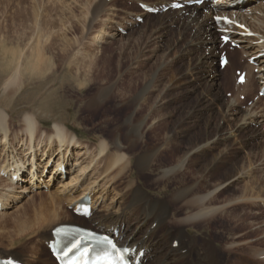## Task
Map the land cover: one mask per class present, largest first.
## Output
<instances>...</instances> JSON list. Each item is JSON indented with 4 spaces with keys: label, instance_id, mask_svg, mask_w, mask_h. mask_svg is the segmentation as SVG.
<instances>
[{
    "label": "rangeland",
    "instance_id": "1",
    "mask_svg": "<svg viewBox=\"0 0 264 264\" xmlns=\"http://www.w3.org/2000/svg\"><path fill=\"white\" fill-rule=\"evenodd\" d=\"M120 1L117 9L104 11L99 16L101 18L98 17L99 21L97 18L94 22L96 24L89 27L92 10L81 9L77 4L85 3V0H0V65L3 64L1 57L5 55L6 48L10 50V48L15 49L19 46L16 51L23 50L28 54L32 48L37 47L39 41L42 42V45L56 44L54 52L52 50L47 51V49L43 51L46 58L64 54L69 57L67 61H63L59 65V68L58 63L54 60L53 69L58 68V70L53 76L48 73L45 78L36 77V79L31 80L27 74V77L24 78L26 82L20 86V89L13 90L12 93L7 94L5 92L7 78L0 80V109L7 111L8 114L7 136L4 131H0V251L7 252L13 248L9 242V235H19L27 239L23 242L24 247L18 249L22 254L24 263L38 258L45 261L47 257H50V252L44 240L37 237L33 232V224L37 218L49 217L50 214L54 215L56 211L62 212L60 217L56 218L57 222L51 224L50 231L61 223L80 225L100 231L90 219H84L80 216H77L78 219L72 217L71 212L75 210L77 204L74 203L77 200L71 203V199L75 197H78L80 202L88 200L92 210L98 214L114 213L120 215L126 211L131 227L135 228L138 220H141L143 216L137 211H132L136 203L133 199L134 186L130 182H133L134 177L138 178V182L145 188V191L154 198H157L159 194L169 198V195L177 188L182 187L183 183L198 187L195 192L201 191L203 182L200 179L202 173L199 171L202 172V170H200L199 164L211 165L214 162L207 176L213 184L218 181L219 170L214 166L216 162L211 156L207 158L198 157L202 151L211 150L210 152L215 154L224 151L223 171L226 172L225 180L227 182H232L235 177L239 178L242 175L233 181L226 191L220 193L214 205L227 204V202L237 200V198L245 201L238 205L228 206L225 212L227 216L217 217L209 225L192 226L197 236L196 249L187 248L191 250V254L193 252L192 256L195 262L201 261L198 253L202 255L203 262H201L203 264H232V262L239 263L242 261H246L248 264H261L256 262L257 260L253 258L252 253L247 248L249 246L256 247L257 243L260 245L258 247L264 248V206L259 204L258 207H249L246 201L251 197L264 200V132L261 131V127L256 126L257 130L261 129L260 132L262 133L259 135L255 134V130H251L237 137L224 138L239 123V120L227 121L224 116L227 110L225 102L233 97L235 77L238 76L237 74L234 75V72L236 69L242 71L246 64L245 61L240 60V49L232 47L231 43L226 44V54L233 61V65L230 68L221 69L220 83L224 87H222V95H220L221 102L214 104L212 113H209L210 110L206 105L199 106V94L208 87L205 89L206 86L202 87L200 82H196L195 86L199 91L194 92L185 83L178 84L174 81L175 84L171 81L173 75L186 74L189 77L187 71L190 61L181 60L179 54L184 48L185 42L188 41L192 29L187 36L181 34L174 27L167 35H164L165 37H161L146 27V18L144 22L140 18L138 20L139 25L137 24L135 30H125L122 33L119 28L125 25L130 26L127 24V18L135 13L141 14L143 6L138 0ZM144 1L151 2V0ZM151 18V21H155L157 15H153ZM111 27L116 29L113 30V33H117L116 36L108 38V43H101L102 45L96 46L97 36H102L104 30L111 31ZM193 32L195 31L193 30ZM45 40L48 42L43 43ZM4 41L7 43L5 44ZM218 41H221V36L218 37ZM229 49H235L236 52L233 53V56ZM208 50L206 56L210 55L211 48L209 47ZM97 55L100 60H104L98 62L94 72L88 74V62ZM218 56L219 54L217 58ZM215 66L217 69L220 67L217 62ZM92 75H96L95 81ZM50 76L51 78H49ZM120 76L122 79L118 78ZM212 76L213 74L210 72L205 76L207 81H210L209 83H212ZM152 79H155L154 90L148 94L146 101L148 103L145 104L142 112L151 117L153 111L158 109L163 120L151 127V121L145 125L148 146L161 145L164 149L162 145L164 138L175 139L174 143L171 144L174 147L171 148L170 146L169 152L164 154L161 163L164 166L171 164L174 160V154H181L186 149L193 150L202 145L208 147L204 146V150L202 149L194 155L198 159L191 161L190 168L188 167L189 169L185 173L183 172L178 177L169 180H158L160 176L158 166L155 165L150 169H139L134 166V160L132 163L130 160L128 169L118 176H115L116 172L119 171L118 167L107 173H102L105 169V162H100V164L98 162L101 159L98 155L100 144L106 143L111 147L113 138L118 134L125 138L128 133V129L126 130L128 127L125 124L126 119L129 114L135 111V107L129 102L130 96L125 97L124 100V97L116 92V88L118 90L122 84L128 86L131 82L137 81L139 82L138 87H142L146 81ZM102 88H105V91L111 89L108 96H102ZM258 91L259 88L254 87L249 95L239 97L243 109L254 107V102L260 97V91ZM150 108L151 111L148 112ZM28 115L37 118V131H35L37 138L36 142L33 143L29 141L30 139L25 133L24 121ZM55 125L64 128V132L73 141L69 150L64 152L66 162L69 160L71 165L67 166V174L60 179L53 177L56 161L60 158L59 155H54L58 152L59 147V144L55 145L57 139L55 140L53 137ZM47 138L49 139L48 142ZM53 142H55V151L52 154L47 152V149L49 150L48 145ZM76 142L77 144H75ZM202 142L203 144H201ZM209 143L212 144L208 145ZM145 146L139 143L129 150L126 149L125 160L120 166H123L131 156H135ZM30 147H33L32 155ZM45 148L47 153L44 152ZM35 150H37L35 161L37 160L38 164L42 163L41 166H35V169L39 168L38 175L41 174L42 179H39L37 175L34 180L30 173L33 166L32 162H34L33 158L36 155ZM110 151L115 152L113 148ZM44 154H46L44 159H47L48 155H54L47 167L43 165L45 162L48 163L49 159L42 161ZM93 159L94 161H92ZM17 160L26 165H23L25 167L22 169L19 178L16 175L13 177V168H11L12 171H3L6 166L14 167ZM83 169L85 171H82ZM12 177L15 178V181ZM20 177L23 179L20 180ZM74 177L80 178L72 185L70 180ZM87 187L89 190L85 194L84 190ZM53 197L64 202L63 208L57 210V206L54 207ZM184 201L171 208L180 218L187 215ZM55 209L56 211H54ZM66 211L71 216L66 214ZM236 214L239 215L238 218H241V214L243 216L241 215L242 218L237 219ZM145 224L147 223L145 222ZM255 225L262 227L260 230H254ZM147 226L149 225L142 227L140 234L149 229ZM175 228L173 226V229ZM23 232L25 234H22ZM202 237L212 240L211 242L220 248L221 253L218 256L212 255L208 244L202 242ZM156 238L161 239V243L154 264H158L162 256L168 252L167 249L171 244L173 250L177 247L176 240L173 244L172 239L167 237L163 230H159ZM259 238H263V240L244 244ZM205 252L206 255H204ZM171 253L170 251L167 253V258L170 257ZM177 256L179 255L177 254ZM14 259L17 260V258ZM228 260L231 263H228Z\"/></svg>",
    "mask_w": 264,
    "mask_h": 264
},
{
    "label": "bare ground",
    "instance_id": "2",
    "mask_svg": "<svg viewBox=\"0 0 264 264\" xmlns=\"http://www.w3.org/2000/svg\"><path fill=\"white\" fill-rule=\"evenodd\" d=\"M138 1L140 2L141 5H143V9H142L143 12H141V14L135 13L131 15L129 18H127L128 19L127 24L130 26L125 25V26H121L120 28L118 27L122 33H124L125 30H135L137 27V24L139 25L138 20L140 18L143 19V22L145 21L144 19L146 18L147 19V21H145L146 27L151 29L152 32L158 34L161 37H165L164 35H167L168 32L171 31L174 27H176L180 31L181 34H185V35L189 34V31L191 29H192V32L193 30L195 31L193 33L190 32L188 41L185 42L184 48L180 51L181 53L179 54L181 55L180 56L181 60L186 59L190 61L189 70L187 71V73L189 74V77H187L186 74L173 75L171 81L173 82L175 81L178 84L185 83L187 84L189 88H191V91H194V92L199 91V89L195 86L196 82H200L202 87L206 86L205 89L208 87V89H206L203 93L199 94V106L206 105V107L210 110L209 113H212L214 104L221 102L220 95H222V87H223L222 86L223 84L221 85L220 83V79L222 77L221 69L220 67H218L217 69L215 66V63L216 62L219 63V58H220L221 53L225 52L227 48H226V45H224L222 40L220 42L218 41V37L221 36L222 34H226V33H223L225 31L230 33L231 41L240 45L239 47L240 52H241L240 60L246 62V64L243 66V69H242V72L246 73V81L244 84H238L237 83L238 76H236L235 86L233 90L234 91L233 97L228 102L224 101L227 105L226 107L227 110H226L224 119H227V121H236V120L238 121L239 120V123L236 124L235 129L234 130L231 129V131L227 134L228 136L225 134L226 136L224 138L230 139L232 137H237L240 134H243L244 132L248 133V131L250 132L251 130H255V134L257 135L264 132V97L257 98V100L254 102L255 104L254 107L248 108V109H243L241 107V102L239 101V97L249 95L254 89V87H258L259 91L264 90V0H206L201 6L185 7L180 10H175L171 8L167 12L164 11V8L172 5V3L176 0H151V2H146L144 0H138ZM185 1L192 2L193 0H185ZM119 3H121L120 0H85V3H77V4L81 9L85 8L88 11L92 10V13H91L92 19L89 25V27H92L93 25L96 24L94 22L99 16H101V13L107 10L117 9L119 6ZM151 10L157 11V14H156L157 18L155 21L150 20L151 16L154 15V14H151L152 12ZM164 14H166L167 16ZM99 18H98V21H99ZM113 30H116V29L114 27H111V31H108V30L102 31V33H104L102 34V36L97 34L98 36L96 35L97 36L96 41L94 40L95 45L100 46L101 43H106L108 38L116 36L117 33H113ZM7 41H4V43L6 44ZM39 42L37 44V47L32 48V51L28 54H26L23 50L16 51L17 47L19 48V46L15 47V49L14 48L13 49L10 48V50H8V48L5 49L6 51L5 55L1 57L3 58V64L0 65V80L3 78L5 80V78H7V81L5 83V88H6L5 92H7V94L14 92L13 90L17 91L18 89H20V86H22L24 82H26L24 78L27 74L29 76V79L31 80L36 79V77L45 78V75L48 73L52 74L51 76H53L55 73H57L56 71L58 70L59 65L63 61L68 60L69 57L65 54L64 55H53L52 53H49V54H52L53 56L52 57L49 56V58L48 57L46 58L44 56L45 53L43 55V51L47 49V51L52 50L54 52L56 44L42 45V42L41 41ZM44 42L47 43L48 40L43 41V43ZM209 47L211 48L210 55L206 56V52L209 51L208 50ZM229 50L232 51L231 52L232 56H233V53L236 52L235 49H229ZM218 54L219 56L217 58ZM54 60L55 62L58 63V68L55 70L53 69L54 68L53 63H55ZM101 60H104V59H101ZM101 60L98 58V55H97L88 62V69H89L88 74H90V72H94V70L97 68V63L100 62ZM232 65H233V61L229 59V62L225 68H228V67L230 68V66ZM237 71L238 69L235 70L234 75L236 74ZM208 72L213 74L212 80H211L212 83H209L210 81L208 82L207 79L205 78ZM51 76L49 78H51ZM95 76L96 75L94 76L92 75L94 81L96 80ZM121 76L118 78H121ZM154 81L155 79L146 81L142 85V87H138L139 82L137 81V82H131L128 86L124 84V86L126 87H124L122 84V86L119 87L118 90L116 88V92H119L121 97H124V100H125V97L130 96L131 99L130 98H127V99H130L129 102L133 104V106L135 107V111L132 112V114H129V116L126 119L125 124L128 127L126 128V130L128 129V133L126 134L125 138H122L119 134L115 138H113L114 140L110 146L115 150V152L110 151V149L112 148L109 147L108 144L106 143L100 144L98 155L101 157V159L98 162L99 164L100 162H105L104 164L105 169L102 173H105V172L107 173L108 171L110 170L112 171L113 169L118 167L119 171L116 172V175H115V176H118V174L128 169L130 160H131V163L134 160L133 161L134 166L139 169L140 168L150 169L155 165L158 166L160 170V176L158 178L159 181L173 179V178L178 177V175H180L181 173L183 172L185 173V171L190 168L189 165L191 161L193 162V160L195 161L196 159H198L194 157V155L197 152L201 151L204 148V146L205 147L207 146V145H202L199 147L197 146V149H193V150L186 149L181 154H174V160L171 164L164 166V164L161 163L162 157L164 156V154L169 152V148L171 144L174 143L175 139L173 138L170 139V137L164 138V141L162 142L164 149L161 147V145L157 146L156 144H155L156 146H148V138L146 134L147 131H145L144 129L145 125L148 124L147 123L148 121L149 122L151 121V124H150V127H151L156 123H160L159 121L163 120L161 119V116L159 115L160 111H158V109L153 111L151 117H148L149 115H147V113L144 114L142 112L144 111L143 108H145V104L148 103V102L146 103L148 99L147 98L148 94L154 90V85H153ZM109 92H111V89H109L108 91H105V88L104 89L102 88L101 90V93H103L102 94L103 97L108 96ZM200 96H202L201 99H200ZM149 111H151V108L148 110V112ZM7 117H8L7 111L1 108L0 109V131H4L6 136L8 132ZM163 118L167 119L165 117ZM36 120H37L36 117L32 115L31 116L28 115L24 121L25 122V133L27 137L30 139L29 141L31 143L36 142V138H37L36 132H35L37 131ZM256 126L261 127L262 130L261 129L260 130L262 132H260V130H257ZM147 128L149 129L148 126ZM54 132H55V135L53 137L55 138V140L57 139V141L56 143L53 142L48 145L49 150L47 149V152L53 154V152L55 151L54 143L55 145L59 144L58 152H56L54 155H57V156L59 155L60 158L56 161V167L53 171V177L54 179H60V178H63L65 174H67V166L71 165L69 160L68 162H66V154L64 152L67 149L69 150L73 141L71 140L72 138L64 132V128L60 127L59 125H55ZM48 141L49 139L47 138V142ZM139 143H142L144 144V146L145 145L146 146L142 148L141 150H139L135 156H131V158H129L128 161L123 166L122 165L120 166V164L125 160L126 149L129 150ZM75 144H77V142ZM201 144H203V142ZM211 144L212 143H209L208 145H211ZM108 147L110 148L109 150H108ZM173 147L174 146L172 145L171 148ZM29 149L32 150V153H31L32 155L33 147H30ZM210 151L211 150L205 152L204 150L202 151V154L200 153L198 154V157L200 158L201 156L202 158H207L211 156V158L216 162V165H214L215 168L217 167V169L219 170L218 171V174H219L218 181L215 184H213L210 182L209 176H207V173H209V170L210 168H212L211 166H213L214 162L211 165L199 164L200 165L199 168L200 170H202V172L201 171L199 172L202 173L200 179L203 182L201 184L202 185L201 187H203L202 188L203 191L201 190V191L195 192V190L198 187H195L193 184L186 185V183H183V186L180 188H177L176 191L172 192V194L169 195V198H167V196L166 197L163 196L162 194H159L157 198H154V197H151V195H149L145 191V188L141 185L140 182H138V178L134 177V179L132 180L133 182L129 181L130 184L134 186L133 187V190H134L133 199L136 203L132 211H137L143 216L141 220L137 219L138 223H137V226H135V228L131 227V224L129 223L128 218L126 216V211L120 215H117L114 213L113 214H110V213L109 214H98V213H95L94 210H92L93 208L91 207L92 214L88 219H90L93 223H95V226L98 229L103 230L101 231V233L113 235L121 246L131 248L134 252L133 254L134 259L135 258L139 259L140 264H154L156 257H158L156 255L160 247L161 239L156 238V235L159 232V230L165 231L166 236L172 239L171 242L173 244L176 240L177 247L174 248L173 250L172 244H171L169 249H167L168 252L169 251L172 252L170 257L167 258L168 252H166L165 255L162 256L158 264H201L203 262L202 255L198 253L199 260H201L202 262L201 261L195 262L192 256L193 252L191 254V250H195L196 244H197V236L195 235L196 232L193 231L194 228H192V226L198 225V226L203 227V226L209 225V223L212 222V220H214L215 218L224 217L226 208L228 206L238 205V204L244 203L245 201L244 199L237 198V200L230 201L229 203L227 202V204L214 205L220 193L226 191L232 185V182L239 179L240 176L242 177V175H240L239 178L235 177L232 182H227L225 180L226 172L225 170L223 171V163L225 162L224 153H223L224 151L223 152L221 151L217 154L210 152ZM34 152L36 155H34L35 157L33 158L34 162H32L33 166L31 167L30 174L32 175V178H34L35 180V177H37V175L39 174L38 172L39 168L35 169V166L36 167H38L37 165L41 166L42 163L38 164L37 160L35 161V159L37 158V150H35ZM44 152H46V148ZM45 155L46 154L42 156V161L49 159L48 163L45 162V164L43 165L47 167L50 163V160H52V157L54 155H48V158L44 159ZM92 161H94V159ZM23 165H25V163H22L21 161L17 160L14 167L11 165L6 166L3 169V171L13 170L14 171V173L12 174L13 177L14 175H16L19 178L21 172L23 171L22 169L26 166V165L25 166ZM11 168L13 169L11 170ZM82 171H85V169H83ZM41 176H42L41 174L40 176L38 175V178L42 179ZM127 176L129 177L130 175H127ZM79 178L77 177L71 178L70 184L73 185V183L77 182ZM14 179L15 178H13V180ZM22 179L23 178L20 177V180ZM66 185L68 186V184ZM88 190L89 189L87 187V189L84 190V193L86 194ZM163 191L165 190L163 189ZM54 197L52 198L53 199L52 201L54 202L53 203L54 207L56 205L57 210H59L60 208H63L64 202L61 199L56 200V198ZM77 198L75 197L71 199V203L77 200L78 203L76 202L74 204H79L80 201H78ZM183 200H185L183 204L185 206L187 215L180 218L176 212L172 211L171 208L175 204L181 203ZM246 204H248L249 207L250 206L258 207L259 204L264 206V200H259L255 197H251L250 199H247ZM74 209L75 210L71 212L72 217L74 219H78V217L75 214L76 207ZM54 211H56V209ZM61 212L59 213L58 211H56L54 215L50 214L49 217L45 216L46 218L39 217L35 220L33 224V232L35 233L37 237L43 239L44 242L47 244V246L49 245V242L53 240L52 233H51L52 230L50 231L51 224L57 222L56 218L60 217ZM65 213L71 216L69 212L66 211ZM241 215L240 217L242 218L243 215L242 216ZM235 217L237 219H241V218H238L239 215L237 214L235 215ZM145 222L147 224H145ZM60 225H66V224L61 223ZM146 225H149L147 226V229L148 228L149 229L146 230L145 233L140 234L142 227ZM173 226H175L176 228L173 229ZM261 227L262 226L255 225L253 228L254 230H257V229L260 230ZM22 234H25V233L23 232ZM8 238H9L10 245L13 246V248L10 249L9 251L7 250V252L0 251V259L17 258V260H19V262H22L23 264H42V263L55 264L56 263L54 258L51 256V253H50V257H47L45 261L38 258L37 260L33 259V261L27 260L28 262L24 263L22 259V254L18 249L24 247L23 242L26 238L21 237L19 235H12V234L9 235ZM263 238L261 239L259 238L254 241H248L244 244H249L251 242H258V241L263 240ZM201 239L203 240L202 242H205L208 244L209 249L212 252V255L218 256V254L221 253L220 248L217 247L215 244H213V242H211L212 240L210 241L208 240L209 238L207 239L205 237L204 238L202 237ZM244 244H241V245H244ZM229 245L233 247V245L231 244ZM225 246L226 245H224V248H226ZM258 246L260 245H258L257 243L256 247L249 246L247 249L248 251H250V253H252L251 255L253 256V258L257 260L256 262L264 264V248L258 247ZM187 247H190L191 250ZM177 254L179 256H177ZM204 255H206V252ZM23 257H24V254H23ZM227 262L231 263V261L229 260ZM232 264H248V263L246 261L244 262L242 261L239 263L232 262Z\"/></svg>",
    "mask_w": 264,
    "mask_h": 264
},
{
    "label": "snow or ice",
    "instance_id": "3",
    "mask_svg": "<svg viewBox=\"0 0 264 264\" xmlns=\"http://www.w3.org/2000/svg\"><path fill=\"white\" fill-rule=\"evenodd\" d=\"M197 2H199V0H197ZM173 7L179 8L182 7V5L173 4ZM82 243V239L77 237L75 240H73L71 246L62 252V257L67 258L71 253L78 251L81 248ZM96 243L100 245H106L107 249H110V251L105 250L102 255L98 256L96 264H118V262L119 264H123L124 257L122 255H117L114 257V253H120V249L112 240L105 237L99 241H96ZM88 255L89 251L88 249H85L80 252V256L77 260H69L68 264H80V260H82L84 257H87ZM6 264H13V262L7 261Z\"/></svg>",
    "mask_w": 264,
    "mask_h": 264
},
{
    "label": "clouds",
    "instance_id": "4",
    "mask_svg": "<svg viewBox=\"0 0 264 264\" xmlns=\"http://www.w3.org/2000/svg\"><path fill=\"white\" fill-rule=\"evenodd\" d=\"M210 211V210H209ZM201 218H203V217H201Z\"/></svg>",
    "mask_w": 264,
    "mask_h": 264
}]
</instances>
